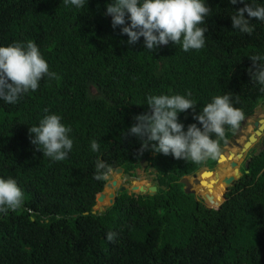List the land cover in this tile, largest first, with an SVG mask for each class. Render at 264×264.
Returning a JSON list of instances; mask_svg holds the SVG:
<instances>
[{"label": "trees", "instance_id": "trees-1", "mask_svg": "<svg viewBox=\"0 0 264 264\" xmlns=\"http://www.w3.org/2000/svg\"><path fill=\"white\" fill-rule=\"evenodd\" d=\"M206 2L204 47L184 51L169 42L151 52L142 37L129 45L120 26H111L106 0L79 9L64 0H0V45L31 39L57 73L14 104L0 100V176L14 178L24 193L22 207L0 213V264H264V136L224 202L208 209L221 202L223 187L197 190L196 200L180 180L203 165L212 170L218 155L195 163L150 149L140 154V140L127 133L149 94L188 92L198 111L229 92L241 121L264 106L246 71L249 56L264 53V22L253 18V32L241 33L230 21L241 3ZM44 109L71 128L73 147L62 161L30 143L27 129ZM178 119L185 127L195 122L194 110ZM239 124L225 125L218 147ZM98 158L111 166L107 176L97 175ZM143 167L153 174V195L124 190L101 214L92 212L117 168L135 176ZM201 179L221 183L213 173ZM108 231L117 232L113 241Z\"/></svg>", "mask_w": 264, "mask_h": 264}, {"label": "clouds", "instance_id": "clouds-1", "mask_svg": "<svg viewBox=\"0 0 264 264\" xmlns=\"http://www.w3.org/2000/svg\"><path fill=\"white\" fill-rule=\"evenodd\" d=\"M64 2L79 9L87 0ZM228 3L243 5L230 15L232 29L251 34L254 25L250 20L264 22V3L256 0H228ZM210 11L206 0H106L105 4V14L111 17V26H120V32L127 36L126 43L135 44L142 37L144 49L151 52L169 42L178 44L184 51L204 47L207 37L205 20ZM249 59L251 65L246 69L249 79L259 84V91L264 92V53L253 54ZM45 76L57 78V73L50 70L33 40L0 45V100L16 103L30 90H37L39 81ZM144 104L147 109L135 114V122L127 129L128 134L140 140L138 153L150 149L153 153L170 154L173 158L195 163L217 156V141L224 135L225 125L234 129L244 115L233 105L229 92L212 96L198 111H195L197 101L188 92L149 94ZM185 110H194L195 121L186 127L178 119V114ZM44 113L38 124H31L27 129L30 143L43 156L62 161L73 147L71 128L62 122L58 113L47 109ZM99 147L98 140L93 139L91 150L98 151ZM94 167L97 175L107 176L111 172L108 162L100 158ZM23 204L24 193L16 180L0 176V213L15 210ZM116 236V231L105 234L108 241H113Z\"/></svg>", "mask_w": 264, "mask_h": 264}, {"label": "water", "instance_id": "water-1", "mask_svg": "<svg viewBox=\"0 0 264 264\" xmlns=\"http://www.w3.org/2000/svg\"><path fill=\"white\" fill-rule=\"evenodd\" d=\"M254 127H255V131L252 134H250L248 139L243 143L240 152L236 155V157H234V154L232 152H229L228 160L230 158H232V159L236 158V159H239L241 161L243 154L247 153L264 136V117L262 119H259L254 124ZM260 146H262L261 140H260ZM225 151L226 150L224 148L222 149L219 147V152H225ZM222 160L228 161L227 158L225 157V155H223V154L220 155L219 162L221 163ZM146 164H147V162H144L143 166H146ZM229 166L231 168V171H232L231 174L232 175H228V176L223 178L224 186H223V191L221 193L222 194L221 202L216 207L204 205L206 208L217 209L218 207H220V205L225 200V193L227 192L228 188L230 186H232L234 184V182L237 181L241 177V172H240L239 166H238V164H236V162L229 161ZM121 172H122V169H120V168H117L115 171V173L119 174V175L121 174ZM211 173H213V172L204 170L200 173L199 177L202 178V176L204 174H211ZM123 179L124 180H130L131 176L129 174H124ZM136 180H140V177H137ZM180 182L184 186L183 187L184 192L187 194H193L195 196L196 200H198V196H201V194L199 193V191H196L194 186L199 184V178H194L192 181H188L187 177L185 176V177L181 178ZM155 183H157V181ZM200 183L202 184V181H200ZM105 188L110 189V192H108L106 195L104 194ZM105 188H104L103 192H101L98 195V197L96 198V201L99 203V202H102L106 198L108 201L107 205H111L114 203L118 192H122V191L126 190V187H123V186L121 187V185H119L114 179L106 182ZM130 190L132 192H138L141 194L148 193L149 195H153L156 192L157 187H156V185L145 186V184L144 185L143 184L142 185H134V183H133L131 185ZM96 205L93 207L92 212L95 213L97 211L98 214H101V212L104 210V207L99 206L98 208H96Z\"/></svg>", "mask_w": 264, "mask_h": 264}, {"label": "rangeland", "instance_id": "rangeland-1", "mask_svg": "<svg viewBox=\"0 0 264 264\" xmlns=\"http://www.w3.org/2000/svg\"><path fill=\"white\" fill-rule=\"evenodd\" d=\"M264 117V107H259V108H255L253 111V114L246 117L245 119H243L241 121V124L239 125V127L235 130V135L236 137L232 138V140L227 139L226 142V146L225 149H227V152H232L234 154V157H236V155L240 152L243 143L247 140L248 136L250 134H252L255 131V127L254 124L259 120L262 119ZM261 148L259 142L256 143L249 151L250 154H255L259 151V149ZM227 155V154H226ZM233 160H236V158H233ZM229 161H222L220 164H218L215 169H214V176L215 177H223L225 176V172L228 171L230 168L229 163H227ZM224 170V171H223ZM146 173H149L140 169L138 171H136V174L138 175H144ZM222 173V174H221ZM206 174H204L203 176H205ZM202 176V178H203ZM226 177V176H225ZM113 178L114 180L118 183V184H122V179L120 178L119 174H113ZM201 178L199 177V180ZM220 181V179H219ZM221 182V181H220ZM134 185H147V184H153V181L151 179L148 178H140V180H134ZM108 192H110V189L105 188L104 190V194H107ZM104 201V202H103ZM102 202H97L96 204V208L100 207H105L108 204L107 199L105 198Z\"/></svg>", "mask_w": 264, "mask_h": 264}, {"label": "flooded vegetation", "instance_id": "flooded-vegetation-1", "mask_svg": "<svg viewBox=\"0 0 264 264\" xmlns=\"http://www.w3.org/2000/svg\"><path fill=\"white\" fill-rule=\"evenodd\" d=\"M259 107H264V106H259ZM259 107H257V108H259ZM238 128V127H237ZM235 132V131H234ZM234 137H236V135H235V133H233L232 134V136H230L229 137V140H232V138H234ZM249 137V136H248ZM248 139V138H247ZM232 141H234V140H232ZM259 142V144H260V141H258ZM257 142V143H258ZM226 144H227V142L226 141H224V145L222 146V147H220V148H224L225 149V146H226ZM225 150H227V149H225ZM250 151V150H249ZM249 151L247 152V153H244L243 154V156H242V160L240 161L239 159H236V160H233L232 158H230L229 160H228V156H229V152L227 153V151H225V152H218V159H217V162H216V165H215V167L218 165V164H220V162H219V158H220V155L221 154H223V155H226L225 157L227 158V160L228 161H234V162H236V164H238V166H239V170H240V172H241V168H242V166H243V163H246L247 161H248V159H250V157H249ZM239 160V161H238ZM229 163V162H228ZM215 167L212 169V170H210V169H208L207 168V166L206 165H203V167L197 172V173H195L194 175H191V176H186L187 177V180L188 181H192L194 178H199V174L202 172V171H204V170H206V171H210V172H214V169H215ZM140 169H142V170H144V167L143 168H139V169H137L136 171H138V170H140ZM202 170V171H201ZM136 171H135V176H131V179L130 180H124L123 179V175L124 174H121L120 175V178L122 179V184H119V185H121V187L123 186V187H126V190H130L131 189V185L133 184V181L134 180H136V178L137 177H140V178H148V179H151L152 181H153V179H152V177H153V174H151V173H146V174H144V175H138V174H136ZM114 173V172H113ZM113 173L110 175V177H112L113 178ZM114 179V178H113ZM110 181V180H109ZM148 185H153V184H147V185H145V186H148ZM226 194V193H225ZM106 195V194H105Z\"/></svg>", "mask_w": 264, "mask_h": 264}, {"label": "bare ground", "instance_id": "bare-ground-1", "mask_svg": "<svg viewBox=\"0 0 264 264\" xmlns=\"http://www.w3.org/2000/svg\"><path fill=\"white\" fill-rule=\"evenodd\" d=\"M228 153V152H227ZM226 156V155H225ZM224 161V160H222ZM228 163V162H227ZM202 171V170H201ZM224 171V170H223ZM232 171L231 169H229L228 171L225 172V176H228V175H232L231 174ZM222 174V173H221ZM200 175V174H199ZM219 177L221 183L220 184H214L212 182H206V180H199V184H197L196 186H194V188L197 190H203V191H217L219 189H221L223 186H224V183H223V178L225 177ZM200 181H202V184L200 183ZM104 202V201H103Z\"/></svg>", "mask_w": 264, "mask_h": 264}]
</instances>
